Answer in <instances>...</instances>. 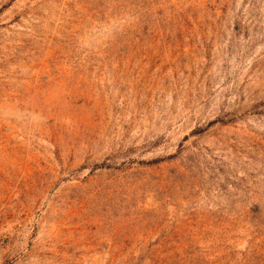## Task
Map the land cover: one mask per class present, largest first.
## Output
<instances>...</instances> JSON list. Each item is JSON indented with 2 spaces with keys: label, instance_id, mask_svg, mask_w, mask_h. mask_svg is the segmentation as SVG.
Segmentation results:
<instances>
[{
  "label": "rangeland",
  "instance_id": "1",
  "mask_svg": "<svg viewBox=\"0 0 264 264\" xmlns=\"http://www.w3.org/2000/svg\"><path fill=\"white\" fill-rule=\"evenodd\" d=\"M0 264H264V0H0Z\"/></svg>",
  "mask_w": 264,
  "mask_h": 264
}]
</instances>
